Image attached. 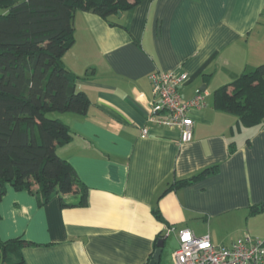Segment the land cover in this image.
I'll list each match as a JSON object with an SVG mask.
<instances>
[{
  "label": "crops",
  "instance_id": "1",
  "mask_svg": "<svg viewBox=\"0 0 264 264\" xmlns=\"http://www.w3.org/2000/svg\"><path fill=\"white\" fill-rule=\"evenodd\" d=\"M73 23L63 63L85 77L76 88L90 105L83 116L58 115L72 139L57 154L87 187V206L63 208L58 197L39 206L7 186L0 241L33 244L21 248L22 264H146L161 235L158 264H169L178 244L176 235L175 247L167 244L169 227L208 235L217 246L247 234L263 240L248 209L264 205V122L234 131L236 117L215 111L212 94L264 63V0H143L108 19L76 11ZM170 70L187 75L184 100L205 94V108L188 113L193 133L185 144L177 130L148 121L150 76ZM212 166L218 174L160 196Z\"/></svg>",
  "mask_w": 264,
  "mask_h": 264
},
{
  "label": "trees",
  "instance_id": "2",
  "mask_svg": "<svg viewBox=\"0 0 264 264\" xmlns=\"http://www.w3.org/2000/svg\"><path fill=\"white\" fill-rule=\"evenodd\" d=\"M142 1L0 0V9L6 11L0 15V201L10 186L35 196L39 206L55 197L63 208L87 206V187L70 163L57 154V148L72 139L68 124L58 115L83 116L90 105L88 96L76 88L80 77L63 63L75 41L74 14L82 11L108 19ZM212 106L236 117L234 131L263 123L264 63L216 89ZM234 152V143H230L228 153ZM218 172L217 166L207 167L172 182L160 196ZM66 195L77 196L78 203L66 204ZM263 212V204L251 205L248 216ZM152 214L163 221L157 207ZM164 238L159 235L155 239L154 250ZM32 245L20 239L0 241L1 264H22L21 248Z\"/></svg>",
  "mask_w": 264,
  "mask_h": 264
},
{
  "label": "built area",
  "instance_id": "3",
  "mask_svg": "<svg viewBox=\"0 0 264 264\" xmlns=\"http://www.w3.org/2000/svg\"><path fill=\"white\" fill-rule=\"evenodd\" d=\"M186 80L185 73L173 70L150 76L153 102L148 121L177 130L182 144L192 139L193 121L189 111L206 106L203 93L189 100L181 97L180 89ZM146 135L147 130L142 129L141 136ZM165 233L177 238L172 264H264L263 240L248 234L230 246H217L208 235L197 237L189 229L169 227Z\"/></svg>",
  "mask_w": 264,
  "mask_h": 264
},
{
  "label": "rangeland",
  "instance_id": "4",
  "mask_svg": "<svg viewBox=\"0 0 264 264\" xmlns=\"http://www.w3.org/2000/svg\"><path fill=\"white\" fill-rule=\"evenodd\" d=\"M5 13H6L5 10L0 9V15H3ZM54 115L57 116L58 114H54ZM250 222L252 223V228L256 233L261 232V231L263 232V234L260 235V237L263 239L264 238V215L253 216L252 218H250ZM172 235H174V234L167 236V244L170 247H173V246L175 247V239ZM161 254H163V253L161 252ZM171 263H172V260H171V262H169V264H171Z\"/></svg>",
  "mask_w": 264,
  "mask_h": 264
},
{
  "label": "water",
  "instance_id": "5",
  "mask_svg": "<svg viewBox=\"0 0 264 264\" xmlns=\"http://www.w3.org/2000/svg\"><path fill=\"white\" fill-rule=\"evenodd\" d=\"M121 14H118L120 17ZM204 87L200 89L201 92L204 91ZM163 249V239H159L156 243V249L153 252L152 258L148 264H158L161 256V251Z\"/></svg>",
  "mask_w": 264,
  "mask_h": 264
}]
</instances>
